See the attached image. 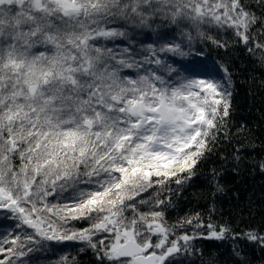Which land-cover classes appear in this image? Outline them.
Wrapping results in <instances>:
<instances>
[{"label":"snow or ice","instance_id":"6c2138e0","mask_svg":"<svg viewBox=\"0 0 264 264\" xmlns=\"http://www.w3.org/2000/svg\"><path fill=\"white\" fill-rule=\"evenodd\" d=\"M257 24L241 0H0V264H78L51 259L65 245L98 264H195L194 241L224 240L198 213L169 225L168 186L193 178L230 116L227 68L192 32L247 45ZM153 25L137 48L130 33ZM230 239L264 249L257 229Z\"/></svg>","mask_w":264,"mask_h":264},{"label":"trees","instance_id":"16d2710c","mask_svg":"<svg viewBox=\"0 0 264 264\" xmlns=\"http://www.w3.org/2000/svg\"><path fill=\"white\" fill-rule=\"evenodd\" d=\"M241 3L258 18H264V7L257 6L258 0H241ZM160 30L153 25L152 28L134 30L130 35L135 36V46L139 48L140 42L146 46L155 40V33ZM192 37L193 47L203 50L209 65L215 62L221 74L223 68H227L232 82V103L225 127L217 139L210 142L211 151L198 164L193 178L179 187L174 182L168 186L172 192V205L165 209L166 220L169 225H174L198 213L205 225L212 223L231 228L222 241H194L195 247L202 249V255L191 257L195 264H264V249L247 242L237 245L230 239L233 234H243L251 229L264 232V172L260 169L264 162V49L254 47L257 42L264 44V29L260 24L255 25L250 30L247 45L239 43L232 31L227 35L208 31L207 37L211 39L193 31ZM213 40L227 46L217 47ZM248 49L254 50L249 52ZM184 51L190 50L185 47ZM175 59L184 63L185 58ZM237 154L241 157L239 161L234 159ZM155 192L153 189L152 193ZM167 195L165 190L161 198ZM142 198L148 199L149 194ZM3 216L0 213V234L11 224V220H5ZM86 226L83 222L72 224L74 228ZM202 231L206 233L207 229ZM234 247L239 255L234 254ZM78 252L79 246L65 245L63 251L51 259L55 261L68 255L69 258L76 257L78 264H98L92 249Z\"/></svg>","mask_w":264,"mask_h":264}]
</instances>
